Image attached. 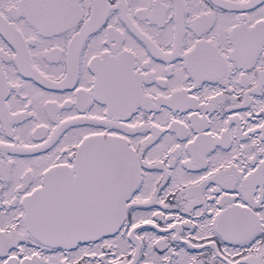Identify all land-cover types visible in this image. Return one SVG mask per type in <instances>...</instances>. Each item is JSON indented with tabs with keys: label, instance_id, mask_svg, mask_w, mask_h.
I'll use <instances>...</instances> for the list:
<instances>
[{
	"label": "snow or ice",
	"instance_id": "6c2138e0",
	"mask_svg": "<svg viewBox=\"0 0 264 264\" xmlns=\"http://www.w3.org/2000/svg\"><path fill=\"white\" fill-rule=\"evenodd\" d=\"M0 264H264V0H0Z\"/></svg>",
	"mask_w": 264,
	"mask_h": 264
}]
</instances>
